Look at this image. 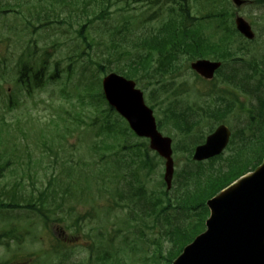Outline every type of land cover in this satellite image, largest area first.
Listing matches in <instances>:
<instances>
[{"label": "rangeland", "instance_id": "1", "mask_svg": "<svg viewBox=\"0 0 264 264\" xmlns=\"http://www.w3.org/2000/svg\"><path fill=\"white\" fill-rule=\"evenodd\" d=\"M87 2L88 0H79V4L77 0H0V119L3 118L8 124L7 128L0 126L3 137L0 150L6 148L7 153L12 155L14 149L16 154L11 158L5 155V159L1 160H4L3 165L5 160L9 164L3 167L0 177V203L2 200L8 201L12 194L20 196L18 200L21 203L28 201L30 197L33 200L36 198L38 202L39 192L47 190V185L57 176L63 178L62 183L69 181L60 174L62 164L66 161H69V169L89 164L96 171L94 173L97 177V180H91V188L84 189L85 193L80 191L67 196L66 206L63 207L66 211L61 212L57 207L55 212L49 213L51 219L48 224L45 223L49 230L44 225V219L31 209L0 208V231L9 225L7 228L13 226L24 232L18 236L10 234L5 240L9 247L0 244V264L11 257H15V262L5 264H87L91 254L89 251H95L93 244L98 240V231L102 233L108 251H128L127 256H121L127 264H167L164 255L172 246L168 232L171 234L177 225H183L191 219L187 213L173 209L160 215L159 208L153 210L151 198L134 205L130 197L128 203L121 194L113 195L115 186L111 182L112 173L107 170L108 173L101 179L99 171L104 170V166H111L113 160L119 159L117 185L120 189L130 182L135 187H144L146 196L154 192L156 197L165 199L164 160L148 148L144 139L131 132L120 135L119 138L108 135L101 142L104 137L101 132L103 120L109 116V121H112L118 116L113 112H106L105 102L99 101L98 97L88 96L86 91L94 81L93 87L99 92L101 87L96 85L98 79L109 72H121L132 58L140 55L141 49L133 44L136 38L154 32L169 15L167 9L172 5L162 0L161 3L153 2L154 4L138 2L126 8L123 2H118L107 7L108 14L104 18L95 20L106 4L91 0L86 5ZM190 5L191 14L198 18L207 13L225 11L227 22H232L233 26L235 15H240L249 22L255 33L252 40L243 38L236 31L231 37L234 53L231 56L245 59H227L222 79L230 75L237 65L242 64L251 74L250 80L259 86L256 85L254 93L247 90L242 92L241 88H236V99L233 95L235 105L225 110L217 122L218 119L210 117L201 108L213 98L202 95L200 90L215 86L217 92L222 90L228 97L227 84H223L218 76L210 83L198 81L195 74L186 68L189 62L184 57L181 59L178 82L185 83L186 91L175 99L179 107L186 109L191 106L195 113L201 115V120L191 130L183 131L184 134L170 123L160 129L172 138L175 149L174 176L171 188L167 191L171 197L180 196L192 188L195 176L189 172L197 169V163L191 159L192 144L200 133L204 139L219 123L227 124L231 130V143L221 153V157L202 165V171L206 175L225 170L227 159L236 154H251L255 161L258 160L257 150L252 149L255 143L262 141L261 135H264V122H261L264 120V64L260 60L264 58V0H244L238 6L232 0H190ZM88 20H92L91 23ZM83 23H87L86 34L84 33L87 41L77 32ZM211 24L214 32V23ZM204 25L206 32L211 31L208 22ZM112 33L118 36L114 43L125 39L129 42L128 45L112 44ZM27 50L32 52L31 62L34 59L38 67L42 68L41 84L38 87L31 86L29 90L17 83L19 59ZM252 55L259 61L256 74L248 69L251 66L247 60ZM240 68L243 70L241 66ZM54 72L56 74L51 78ZM136 85L145 97L148 89H155L154 81L147 84L145 79H140ZM162 97L163 95H159L156 100H161ZM9 100L12 101L11 106ZM162 103L167 104V101ZM155 111L157 118L161 117L164 121L163 114L158 112L157 107L154 113ZM95 141L102 148L97 154L93 149ZM133 146L136 148H133L135 151L132 153L128 148ZM243 146L249 149L245 152L246 148ZM73 173L75 174L70 181L79 179L84 188L82 185L86 178H78L76 174L79 175V171ZM54 184L55 181L50 187ZM102 184L107 186V191L100 188ZM125 188L129 194L128 186ZM47 202L55 205L52 199ZM79 215L82 219L78 220L80 230L76 232L77 227L72 224ZM12 237L20 239H11ZM73 237L76 238L72 239ZM59 239L69 241H64V249L56 247ZM54 247L60 251V255L48 259L49 254L45 252ZM63 251H69V256L64 258ZM91 258L94 259V255Z\"/></svg>", "mask_w": 264, "mask_h": 264}, {"label": "trees", "instance_id": "2", "mask_svg": "<svg viewBox=\"0 0 264 264\" xmlns=\"http://www.w3.org/2000/svg\"><path fill=\"white\" fill-rule=\"evenodd\" d=\"M79 0H77V4ZM81 1H87V0H81ZM91 0H88L86 3L89 4ZM95 1H102L104 2V10L99 11V15L94 18L95 20L104 18L105 15L108 14L107 7L110 6V4H117L118 2H123L124 7H131L134 3H161L162 0H95ZM169 4H171V7H168L167 10H169V15L160 22L159 26L156 28L154 32H152L150 35H146L143 37L142 35H139L136 38V42L133 43L136 48H140L141 52L140 55L136 57V59H131V63L128 65H125V68L121 70V72L129 78H136V76H141L145 80H147L148 83H152V81H155L156 84H158L155 87V91L159 90V92L153 94L154 100L156 102H160L163 100H167L169 103L167 105V112L168 114H171L173 118V126L178 130H191L195 125L199 123V119H201V115L195 113L192 110L191 106H188L186 108L187 110L181 108L177 109V100L175 97L179 94L178 91H184L186 89L183 88L182 85H180L178 88L180 90L172 85L173 78L176 74V70L180 69L179 63L181 59L184 57L187 60H193L196 58H203V57H212L215 59H220L223 61L222 67L218 70L217 75L218 77H221L220 81H223V84H227L226 88L229 90L228 97L223 94L222 90H219L217 92V89L215 86L212 88L207 87L205 94L206 97H212L213 100L210 102L208 101L205 103V106H201V108H204V112L208 114L210 117L214 119L220 120V117L224 115V111L228 110L231 106L235 105V99H236V93H234V90L240 88L243 92V90H247L250 93H254V89H256L257 86H259L258 83H254L250 80L249 76L251 74L248 73V70L244 69V65H237L235 69L231 72L230 75L225 76L224 79H222V75L224 74V63L228 59H233L235 61H243L244 57H232L234 53L232 52L233 43H231V37L234 35V27L232 22H227V15L225 14V11H220L219 13H207L204 14L201 18L192 16L190 12V0H165ZM78 7V5H77ZM126 7V8H127ZM85 10V8H84ZM208 18L209 20L207 22L214 23L215 30L206 32L205 26L203 22H205L203 19ZM93 19V20H94ZM151 19V17H150ZM92 20H88V23H91ZM126 22V21H125ZM89 25V24H88ZM87 27V23H83L79 26L77 29V32L84 41H87L86 39V32L85 29ZM85 33V34H84ZM141 36V37H140ZM118 36L115 35V33H112V36L110 39L112 40V44L123 45L127 46L128 41L122 40L120 43H114V39H116ZM143 50V51H142ZM245 59V58H244ZM264 59V58H262ZM261 60V63L264 64V61ZM32 61V52L30 50L24 51V54L21 55L19 59L18 64V78L17 82L18 84H21L25 86L28 90L31 88V86L38 87L41 83L42 77V68L38 67V63ZM248 64L257 66L259 64V61L255 59V57L252 55L250 59L247 62ZM35 65V66H34ZM240 66L243 68V70L240 68ZM100 68H103L102 66H99ZM250 71H253V73L256 74L257 69L256 67H249ZM246 70V71H245ZM56 73H52L51 78L54 77ZM254 74V75H255ZM204 82V81H202ZM209 81L208 83H210ZM93 85H95V82H92L89 84L87 88L88 95L91 97H98L100 100H103L102 93L96 92ZM96 85L99 86V82L96 83ZM257 85V86H256ZM171 92V93H169ZM159 95H163L161 100H156V98ZM233 95L235 96V99L233 98ZM172 96V97H171ZM171 97V99H170ZM152 98V96H150ZM12 101H9V104L11 106ZM74 119L76 117L74 116ZM168 121L171 120L167 118ZM172 122V121H171ZM262 123L264 120L261 121ZM0 126L7 128L8 124L5 123L4 119H0ZM184 126V127H183ZM111 126L107 125V129L110 130ZM105 131L104 129H101L102 132V141L106 140V137L110 134L108 131ZM115 134L118 135H126V129L124 127H118L117 129H113ZM128 131V129H127ZM129 132V131H128ZM262 141L255 143L253 147V151L257 150V157L258 160L255 161L253 156L251 154L240 155L236 154L235 156H232L227 159L228 164L227 168L225 170H221L218 173L215 174H205L202 171V163H197V169L196 171H190L189 173L192 174V176H195L192 188L186 192H184L180 196H174L171 197L168 192L164 191L165 199H162L160 197H156L154 195V192L150 196H146V191L144 190V187H135L133 183L127 182L126 185L122 186L121 189L117 185L118 180V172L115 168V174H113V166H104V170L99 171L101 173V179L103 178V175L108 173H112V183L115 186L113 189V195L118 194L122 195L123 199L126 198L128 203L130 201L128 198L130 197L132 199V202L134 205H138L140 203H144L148 201L150 198L153 201L152 207L153 210L156 211L157 208H159L158 212L161 214L166 213V210H178V212H185L187 213V216H191L190 221L183 223V225H177L172 231L171 234L170 231L168 232L167 236H170V239L172 240V246L171 249L166 251L164 260L167 264H171V261L180 253L182 247L190 242L194 236H196L204 227V220L208 214V211L205 207V201L209 197L213 196L217 191L221 190L222 188L226 187L228 184H230L234 179L239 177L240 175L244 174L246 171L251 170L255 166L259 165L262 161V157L264 154V135H261ZM2 135L0 134V143L2 141ZM5 139V137H4ZM6 140V139H5ZM125 145H123V148ZM244 149L247 146H243ZM243 147H240L242 149ZM136 146L129 147L128 149H131V152L133 153L135 151ZM93 149L94 152L97 154L102 149L100 145L98 144V141H95L93 143ZM107 149V148H106ZM248 148H246L244 151L246 152ZM12 155H9L7 153V150H0V177L2 176V170L3 167L7 166L9 164V161L5 160V165H3L2 159H5V155H8L9 158L15 156L14 149ZM8 159V158H7ZM102 161V158H101ZM119 161V159L117 160ZM69 161L63 162L61 175H64L69 181H64L62 183L63 178L61 176H57L55 178V184L53 187L51 181L49 185H47V190H41L39 192L38 196V202L33 200V197H30L28 201H25L24 203H21L18 199H20V196H17L16 194L10 195V198L8 201L2 200L0 203V208H28V209H34L39 212L43 213V216H46V219L49 218L50 212H55L56 208L58 207L61 212L66 211V209H63V207L66 206V198L69 195H75L77 192H84V189L91 188V180H97L96 174L94 172V169L89 167V164H87L82 168V170L77 166H72V168H67V164ZM65 168H64V167ZM249 166H252L250 169ZM77 168V169H74ZM101 170V169H100ZM108 170V171H107ZM75 171H79V175L76 174L78 178L84 179V188L81 187V181L78 179L76 181H70V178L73 179V176ZM128 186L129 194H127V189L125 188ZM56 187L58 189H56ZM102 187V188H101ZM102 190L107 191V186L103 184L100 186ZM46 190V191H45ZM139 190V191H137ZM33 196V193H31ZM126 195V197H124ZM49 199H52L55 205L48 204L47 202ZM59 199H62L63 201H59ZM129 206V205H127ZM130 207V206H129ZM132 209V207H131ZM71 213V211H69ZM82 219V217L79 215L78 219L74 221L72 224L73 226L77 227L76 231L80 230V226L78 225V220ZM63 220V218H62ZM174 233V234H173ZM5 238L10 237V234L13 235L11 231L4 233ZM98 240L95 244H93V247L95 251H89L91 254L89 256V262L87 264H95L94 262H97L98 264H127L124 259H122L123 256H127L128 251H108L105 247L104 240L102 233L98 231ZM63 244V243H62ZM58 247H61L64 249L65 247L63 245H60ZM57 247V248H58ZM54 249V251H51V255L48 257H57L60 255V251L58 249ZM62 253V252H61ZM70 254L69 251H63V257L66 258ZM92 255H94V259L91 258ZM159 255V254H158ZM122 256V257H121ZM161 256V255H159Z\"/></svg>", "mask_w": 264, "mask_h": 264}, {"label": "water", "instance_id": "3", "mask_svg": "<svg viewBox=\"0 0 264 264\" xmlns=\"http://www.w3.org/2000/svg\"><path fill=\"white\" fill-rule=\"evenodd\" d=\"M236 5L241 0H234ZM237 30L253 38L250 25L235 18ZM204 78H211L220 62L198 60L191 65ZM103 91L112 105L138 136L149 138V146L165 158L164 181L171 185L173 160L171 141L157 130L152 112L132 81L116 74L103 79ZM229 130L220 125L203 145L196 147L193 159L218 154L226 145ZM211 209L207 229L187 245L173 264H264V161L238 179L228 189L208 200Z\"/></svg>", "mask_w": 264, "mask_h": 264}]
</instances>
